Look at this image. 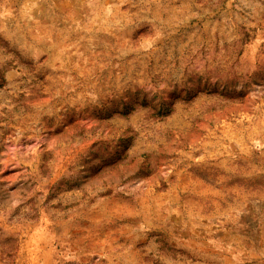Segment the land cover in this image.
Here are the masks:
<instances>
[{"label": "rangeland", "instance_id": "obj_1", "mask_svg": "<svg viewBox=\"0 0 264 264\" xmlns=\"http://www.w3.org/2000/svg\"><path fill=\"white\" fill-rule=\"evenodd\" d=\"M0 264H264V0H0Z\"/></svg>", "mask_w": 264, "mask_h": 264}]
</instances>
